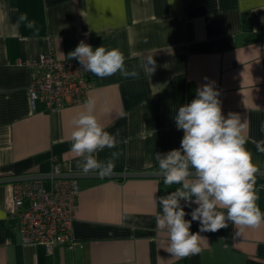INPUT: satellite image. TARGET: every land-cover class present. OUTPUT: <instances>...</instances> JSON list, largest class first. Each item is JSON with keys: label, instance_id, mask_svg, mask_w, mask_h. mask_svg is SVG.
<instances>
[{"label": "crops", "instance_id": "1", "mask_svg": "<svg viewBox=\"0 0 264 264\" xmlns=\"http://www.w3.org/2000/svg\"><path fill=\"white\" fill-rule=\"evenodd\" d=\"M81 40L120 49L129 69L146 56L156 61V71H141L139 79L88 73L87 96L113 107L97 115L107 131L119 132L116 147L98 154L103 160L121 153L114 173L158 171L155 153L180 147L178 108L212 81L225 117L234 112L249 121L246 147L264 171V153L253 143L264 140V0H0V178L49 174L53 159L64 175L82 173L70 151V120L82 103L32 107L27 92L40 55L75 61L61 53L67 56ZM43 184L48 189L49 179ZM78 186L75 245L48 254L20 243L6 212L10 184H0V264H264V225L238 237L232 225L201 233L208 241L201 253L172 257L163 249L166 233L156 228L154 198L176 186L165 188L162 179L82 178ZM255 192L264 212V176H256ZM191 231H199L198 222Z\"/></svg>", "mask_w": 264, "mask_h": 264}, {"label": "clouds", "instance_id": "2", "mask_svg": "<svg viewBox=\"0 0 264 264\" xmlns=\"http://www.w3.org/2000/svg\"><path fill=\"white\" fill-rule=\"evenodd\" d=\"M28 26L32 27V23ZM61 55L77 60L84 72L100 79L117 73L139 79L141 71L150 76L156 71L153 55L143 57L138 66L129 69L120 49L104 45L93 48L83 40L67 56ZM219 96L214 81L198 87L195 98L180 106L173 117L177 130L183 131L180 147L155 153L164 187L176 186L154 198L160 209L155 215L156 228L166 233L163 249L174 258L201 253L208 244L201 233H215L232 225L237 229L234 237H238L245 229L264 225V212L257 205L259 197L255 192L258 169L246 147L249 121L234 112L225 117ZM98 111L111 114L110 101L87 96L70 120V151L83 174L103 177L114 173L121 153L113 151L99 159L100 152L114 149L119 143V132L107 131ZM261 131L264 132V123ZM253 143L257 151L264 153V140ZM185 207L191 208V212H186ZM188 215L190 220L185 219ZM193 221L199 224L198 232L191 231Z\"/></svg>", "mask_w": 264, "mask_h": 264}, {"label": "built area", "instance_id": "3", "mask_svg": "<svg viewBox=\"0 0 264 264\" xmlns=\"http://www.w3.org/2000/svg\"><path fill=\"white\" fill-rule=\"evenodd\" d=\"M27 89L30 105L40 102L45 109L79 105L86 99L91 78L77 60L55 59L51 52L31 64ZM49 175L63 174L55 159ZM79 194L78 180L51 178L46 189L42 179L10 184L8 218L15 221L22 245L42 246L46 253L58 245L73 249L72 223Z\"/></svg>", "mask_w": 264, "mask_h": 264}, {"label": "water", "instance_id": "4", "mask_svg": "<svg viewBox=\"0 0 264 264\" xmlns=\"http://www.w3.org/2000/svg\"><path fill=\"white\" fill-rule=\"evenodd\" d=\"M256 176H264V171H257ZM51 178H95V179H122V178H157L162 179L159 175V171H147V172H128V173H113L109 176H100L98 174H60L57 176H51L49 174H35V175H21L0 178V184H11L20 181L33 180V179H51Z\"/></svg>", "mask_w": 264, "mask_h": 264}]
</instances>
